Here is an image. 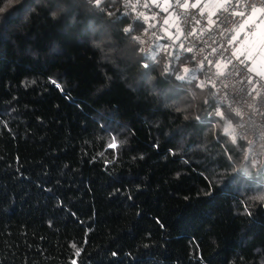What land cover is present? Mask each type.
<instances>
[{
  "label": "trees",
  "instance_id": "obj_1",
  "mask_svg": "<svg viewBox=\"0 0 264 264\" xmlns=\"http://www.w3.org/2000/svg\"><path fill=\"white\" fill-rule=\"evenodd\" d=\"M139 8L0 3V264H264L247 146L190 56L141 52Z\"/></svg>",
  "mask_w": 264,
  "mask_h": 264
},
{
  "label": "built area",
  "instance_id": "obj_2",
  "mask_svg": "<svg viewBox=\"0 0 264 264\" xmlns=\"http://www.w3.org/2000/svg\"><path fill=\"white\" fill-rule=\"evenodd\" d=\"M137 1L148 25L142 35L141 52L153 54L161 40L171 44L165 60L161 54L155 57V64L164 66L167 72L179 59L190 56L193 71L202 70L213 86L206 102L207 117L218 118L225 126L232 123L233 133L226 135L233 142L244 140L250 161L264 163V78L245 60L239 47L246 34L264 21V0H229L213 17L195 6V0H177L164 9L150 0ZM254 10L258 11L256 19L236 38L238 27ZM169 22L179 28L178 46L165 31ZM227 110L238 118L237 125L227 116ZM213 126L216 128V123Z\"/></svg>",
  "mask_w": 264,
  "mask_h": 264
},
{
  "label": "rangeland",
  "instance_id": "obj_3",
  "mask_svg": "<svg viewBox=\"0 0 264 264\" xmlns=\"http://www.w3.org/2000/svg\"><path fill=\"white\" fill-rule=\"evenodd\" d=\"M226 0H196L195 6H198L202 8L203 10L210 13L211 16H213L220 8V5L222 6L223 3ZM150 2L154 5H157L160 7V9L167 8L171 4V0H150ZM257 16H253L248 19L250 23L254 22ZM172 27L174 28L175 32L178 33L179 28L177 24L174 22L171 23ZM246 24H243L240 26L238 31L235 33L236 38L238 35L242 32H245ZM167 33H170V30L167 31ZM240 49H242V52L244 53V56L247 58L248 62L252 63V68L256 71L259 76H262L264 78V21L262 20L259 24H257L255 31L251 32V34H246L245 40L242 42L241 45H239ZM232 123L228 124V126H225L223 133H233L231 132L232 129ZM217 127V124H216ZM252 162V161H251ZM253 163L254 173L256 176H258V181L260 182V185L264 186V163L262 161H259L257 163ZM263 203H264V191H263V197H262Z\"/></svg>",
  "mask_w": 264,
  "mask_h": 264
},
{
  "label": "crops",
  "instance_id": "obj_4",
  "mask_svg": "<svg viewBox=\"0 0 264 264\" xmlns=\"http://www.w3.org/2000/svg\"><path fill=\"white\" fill-rule=\"evenodd\" d=\"M228 1H229V0H226V1L223 3V5L226 4ZM195 2H196V0H195ZM203 2H204V0H203ZM223 5H222V6L220 5L219 10L223 7ZM219 10H218V11H219ZM204 11H205V10H204ZM218 11H217V12H218ZM214 15H215V14H214ZM214 15H213V16H214ZM257 15H258V11H257V10H254V11L251 13V15H250L249 18H251V17H253V16H257ZM213 16H211V17H213ZM249 18H247V19L245 20L246 22H244L243 24L248 25V24L250 23V22L248 21ZM169 23H172V22H169ZM243 24H241V25H243ZM241 25H240V26H241ZM240 26L238 27V29L240 28ZM237 31H238V30H237ZM245 37H246V36H245ZM245 37H244L243 41L245 40ZM243 41H242V42H243ZM242 42H241V44H242ZM241 44H240V45H241ZM244 53H245V52H243V54H244ZM245 58H246V57H245ZM246 59H247V58H246ZM246 59H245V60H246ZM246 61H248V60H246Z\"/></svg>",
  "mask_w": 264,
  "mask_h": 264
},
{
  "label": "snow or ice",
  "instance_id": "obj_5",
  "mask_svg": "<svg viewBox=\"0 0 264 264\" xmlns=\"http://www.w3.org/2000/svg\"><path fill=\"white\" fill-rule=\"evenodd\" d=\"M95 2H96V4H99L100 0H95ZM0 3H2V0H0ZM53 83H55V82H53ZM111 147H115V145L113 144V145H111Z\"/></svg>",
  "mask_w": 264,
  "mask_h": 264
}]
</instances>
